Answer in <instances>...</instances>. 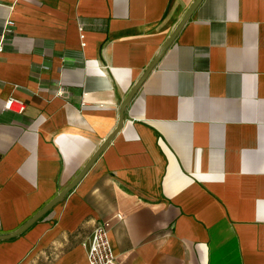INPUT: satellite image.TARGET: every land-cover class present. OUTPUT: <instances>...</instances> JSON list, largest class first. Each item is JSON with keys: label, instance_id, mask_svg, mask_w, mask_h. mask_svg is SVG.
Masks as SVG:
<instances>
[{"label": "crops", "instance_id": "0c3cea01", "mask_svg": "<svg viewBox=\"0 0 264 264\" xmlns=\"http://www.w3.org/2000/svg\"><path fill=\"white\" fill-rule=\"evenodd\" d=\"M193 2L0 0V45L15 24L0 52V236L79 174ZM10 96L22 114L2 109ZM107 220L120 264H264V0H202L115 138L0 241V264H88Z\"/></svg>", "mask_w": 264, "mask_h": 264}, {"label": "water", "instance_id": "95a60500", "mask_svg": "<svg viewBox=\"0 0 264 264\" xmlns=\"http://www.w3.org/2000/svg\"><path fill=\"white\" fill-rule=\"evenodd\" d=\"M202 0H194V2L191 4V6L188 8V10L185 12L183 17L181 18L180 22L176 26V28L173 30V32L170 34V36L167 38L165 43L162 45L154 59L150 62V64L147 66L145 71L143 72L142 76L139 78V80L136 82V84L133 86L132 90L129 92L125 100L122 102L119 110V120L118 125L116 129L104 140L103 144L96 150V152L92 155V157L88 160V162L85 164V166L82 168V170L79 172V174L66 186L64 187L58 194L55 196L51 201H49L39 212H37L33 217H31L24 225H22L20 228L15 230L14 232L0 236L1 240H7L14 238L23 232H25L30 226H32L37 220L41 219L49 210H51L55 205L60 203L65 196L81 181V179L85 176V174L88 172V170L91 168V166L94 164V162L97 160L99 155L102 153V151L106 148V146L115 138L119 130L121 129L122 122H123V114L126 106L129 104L133 96L136 94V92L139 90L143 82L146 80L148 75L151 73V71L154 69V67L157 65V63L160 61V59L165 54L168 47L171 45L181 28L185 25V23L189 20L191 17L193 11L196 9V7L199 5V3Z\"/></svg>", "mask_w": 264, "mask_h": 264}, {"label": "built area", "instance_id": "2783aa9c", "mask_svg": "<svg viewBox=\"0 0 264 264\" xmlns=\"http://www.w3.org/2000/svg\"><path fill=\"white\" fill-rule=\"evenodd\" d=\"M14 22L10 19H7L3 26V36L13 33ZM81 40L83 39V35L80 34ZM2 42L0 45V52H2ZM84 46V43L81 44ZM84 105V104H82ZM26 104L25 102L16 99L13 96H10L2 107L4 111H9L15 114H22L25 111ZM118 219L121 218L120 215L116 216ZM109 229H110V221H102L98 223L91 234L90 241L87 247V262L88 264H120L116 260V256L113 252L110 240H109Z\"/></svg>", "mask_w": 264, "mask_h": 264}]
</instances>
